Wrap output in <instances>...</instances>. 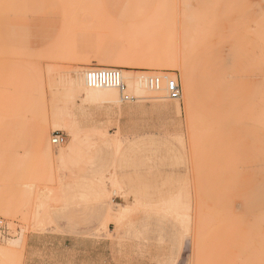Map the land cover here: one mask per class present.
Listing matches in <instances>:
<instances>
[{
    "label": "rangeland",
    "instance_id": "374dc122",
    "mask_svg": "<svg viewBox=\"0 0 264 264\" xmlns=\"http://www.w3.org/2000/svg\"><path fill=\"white\" fill-rule=\"evenodd\" d=\"M97 67L180 97L87 94ZM183 67L201 100L224 92L218 117L188 115ZM0 218V264H264V0H0Z\"/></svg>",
    "mask_w": 264,
    "mask_h": 264
},
{
    "label": "bare ground",
    "instance_id": "6f19581e",
    "mask_svg": "<svg viewBox=\"0 0 264 264\" xmlns=\"http://www.w3.org/2000/svg\"><path fill=\"white\" fill-rule=\"evenodd\" d=\"M72 13V12H71ZM108 20V19H107ZM89 25V24H88ZM130 25V24H129ZM100 26V25H99ZM124 26V25H123ZM134 26V25H133ZM133 26H130V28L132 27L133 29H135ZM128 27V26H127ZM130 28H122V30H120V32L119 31H117V30H115V29H112V30H110L112 33H116V35L119 37H123L124 38V36H127L128 38L127 39H129L130 37H132L131 35H133V34H131L132 33V31H133V29L131 30ZM138 28V27H137ZM136 28V29H137ZM145 28V27H144ZM84 30H85V32H93L94 30L95 31H97V29L98 30H101L102 31V33L104 32V28L103 27H99V28H97L96 26H87V27H85V28H83ZM134 30V32L136 31V34H137V30ZM140 29H142V28H139V30ZM146 29V28H145ZM150 29V28H149ZM149 29H147V30H149ZM81 30V29H80ZM83 31V30H82ZM139 32H144V31H139ZM153 32V31H152ZM105 33V32H104ZM104 33L103 34H101V35H104ZM147 33V35H143V36H145V37H148V35H151V32H150V34H148L149 32H146ZM141 33H139V35H140ZM153 34V33H152ZM130 35V36H129ZM73 37H74V35H72ZM135 37L137 36V35H134ZM73 37H71V38H73ZM144 37V38H145ZM122 39V38H121ZM131 39V38H130ZM133 39H135V38H133ZM74 40V39H73ZM72 40V42H71V44L74 46V44H73V41ZM135 41V40H134ZM64 44V43H63ZM63 46V45H62ZM71 46V45H70ZM73 46H71V48H74ZM143 50H144V52H145V55H146V57H147V59L148 60H150V61H152V63L154 64V65H157V66H159L160 64L162 65V64H167V65H169V64H171L172 65V63L174 64L175 62H176V56H175V54L173 53V52H171L170 50H169V46H168V44H167V42H165V40H163V39H158L157 38V36H152V37H149V38H145V40H144V43H143ZM70 48V49H71ZM69 50V49H68ZM73 50V49H72ZM67 52V51H66ZM68 52H70V51H68ZM65 55V54H64ZM75 55V54H74ZM129 55H131V51H129V50H127V49H123L120 53H119V55H118V61L117 62H119V63H130V56ZM63 56V55H62ZM85 58V57H84ZM142 61H143V59H142ZM118 64V63H117ZM121 64V65H122ZM152 64V65H153ZM119 65V64H118ZM183 88H182V97H183V100H184V105H185V110H186V112L188 113V115H193V113H194V109H192V106L193 105H195L194 107H198V108H202V110H204V111H206V112H212V113H214L217 117H218V110L219 109H222L223 108V99H224V92H222V90L221 91H218V90H216V93H214V95L213 94H211L212 92H211V90H212V87H208V89H206V94H207V96H209V97H207L206 98V102L205 101H203V100H201V98H199V96H197L198 95V93H196V85H195V83H194V78H193V73H192V71H191V68H189V67H186V68H184L183 67ZM164 77H167V76H165L164 75ZM85 78V77H84ZM147 78L148 77H146L145 78V83L146 84H144V86H143V84H142V81H140V79H139V77L138 76H133L132 74L130 75L129 73H127V72H124V71H121V81H122V83L124 84V86H125V88H126V93L129 91V90H132V91H134L135 93H142V94H145V95H147V94H152V95H154L153 96V98H160V97H162L161 95H162V93H163V91H164V82H162V84H161V87H160V90L159 91H157V92H153V91H150L149 90V88L147 87ZM173 79V78H172ZM85 80V79H84ZM42 81V80H41ZM125 81H126V84H125ZM86 84V83H85ZM146 85V86H145ZM87 86V85H86ZM220 87H221V85H220ZM225 87V86H224ZM89 88V87H88ZM199 88H202V87H199ZM221 89V88H220ZM224 89V88H223ZM207 90H208V92H207ZM95 91H98V92H105V94H108V95H113L114 93H116L117 92V90L116 89H113V88H103V87H101V88H90V89H88V90H86V93L87 94H93ZM42 92V91H41ZM117 94H118V92H117ZM205 94V95H206ZM205 102V103H204ZM41 104H43V102L41 103ZM43 114H45V112L43 113ZM60 114V113H59ZM59 116V115H58ZM56 120V119H55ZM54 120V121H55ZM60 121V119L58 120V122ZM56 122V121H55ZM62 122V121H61ZM60 123V122H59ZM59 123H57V127H58V124ZM65 123V122H64ZM59 127H62V128H64V130H68V126H66V124L65 125H62V126H59ZM40 128H41V126H40ZM215 129H217V128H219L218 126H215L214 127ZM218 130V129H217ZM219 131V130H218ZM45 131L44 130H42L41 131V133H40V135H41V138H39L38 139V141H37V146H38V148H39V150H42L43 151V153L45 152H47L48 151V149H46V146H45V142H44V137H45ZM70 134L72 133V132H69ZM62 145V144H61ZM45 150V151H44ZM59 156V155H58ZM45 157V156H44ZM51 157V156H50ZM62 158V157H61ZM60 159V158H59ZM51 165H52V163H51ZM47 168H50V167H47ZM15 170V169H14ZM18 171V170H17ZM12 172V171H11ZM15 172V171H14ZM21 173V172H20ZM28 173V172H27ZM19 174V173H18ZM29 174V173H28ZM47 174V173H46ZM14 176V175H13ZM40 176V175H39ZM8 177V176H7ZM26 178H28L27 176H26ZM8 181V180H7ZM43 207V206H42ZM42 212V211H41ZM36 215V214H35ZM254 224V223H253ZM259 224V223H258ZM256 225V224H255ZM259 227V226H258ZM240 230V229H239ZM241 230H242V228H241ZM240 230V231H241ZM257 230V229H256ZM253 232V231H252ZM257 232H259V231H257ZM230 235V234H229ZM255 235V234H254ZM257 235V234H256ZM251 237V236H250ZM258 238H259V235H258ZM248 239V238H247ZM250 239V238H249ZM244 240V239H243ZM244 242V241H243ZM240 243V242H239ZM260 244V243H259ZM263 246V245H262ZM261 246V247H262ZM251 247V246H250ZM240 248H241V246H240ZM243 250V249H242ZM245 251H246V249H245ZM244 252V251H243ZM242 252V253H243ZM250 252V251H249ZM20 253V252H19ZM246 253V252H245ZM245 253H243L244 255H243V257L244 256H246L245 255ZM10 254V249L9 248H5V247H1L0 246V263H1V261L3 260V258H6L8 255ZM255 255V254H254ZM263 255V254H262ZM20 256V255H19ZM242 257V256H241ZM247 257V256H246ZM256 257V256H255ZM263 258V257H262ZM255 259V258H254ZM264 259V258H263ZM17 260V259H16ZM4 261H5V259H4ZM4 261H3V263H4ZM262 261V260H261ZM18 262H19V260H18ZM256 263V262H255Z\"/></svg>",
    "mask_w": 264,
    "mask_h": 264
},
{
    "label": "built area",
    "instance_id": "2783aa9c",
    "mask_svg": "<svg viewBox=\"0 0 264 264\" xmlns=\"http://www.w3.org/2000/svg\"><path fill=\"white\" fill-rule=\"evenodd\" d=\"M164 82V93L170 100H178L180 88L176 80L162 75L150 76L147 78V87L150 91L157 92ZM85 83L89 88H113L120 95L121 101H130L133 98L126 93V88L121 81V70L112 67H97L85 72ZM64 142L62 134L55 132L52 134L51 144L59 146ZM9 238L8 229L4 221L0 218V243Z\"/></svg>",
    "mask_w": 264,
    "mask_h": 264
}]
</instances>
